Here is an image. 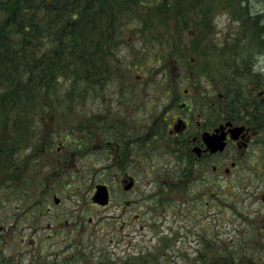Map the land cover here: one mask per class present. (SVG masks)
Returning <instances> with one entry per match:
<instances>
[{
	"label": "rangeland",
	"instance_id": "1",
	"mask_svg": "<svg viewBox=\"0 0 264 264\" xmlns=\"http://www.w3.org/2000/svg\"><path fill=\"white\" fill-rule=\"evenodd\" d=\"M192 1L189 0L190 3ZM211 1L202 0L203 3ZM215 1L219 6L215 8L210 22L202 18L199 25L189 20L185 29L172 22L166 30L164 25L157 23L158 31H166L171 36V43H160L157 51L152 53L159 54L162 61L148 77L145 72L137 75L138 70L116 61L112 84L90 94L77 109L69 110L62 125L57 121L46 122L42 132L32 126L31 140L27 144L22 140L21 148L15 154L25 165L21 173L31 175L30 180L27 184H16L17 192L12 193L10 198H0V224L8 220L14 222L10 230H4L3 241L8 243L5 249L8 253L13 252L14 242L20 240L15 244L19 250L15 251L25 262L35 254H42L43 263L51 259L61 260L59 264H83L104 253L112 259L123 258L157 246L163 247L158 257L164 262L154 263L152 259L149 264H173L171 248L175 246L189 249L182 255L189 260L183 263L180 259L179 264H211L214 257L222 256L216 248L213 247L208 254H200L207 255L209 261L198 257L194 249L206 245L199 243L196 232L208 231L203 225L210 224L215 218L223 219L221 228L213 226L221 242L228 243L236 237L243 241L251 239L234 234L244 222L241 216H237L232 209L223 215L217 207L210 208V205L215 201H234L238 207L254 210L258 203L264 201V165H258L256 173L253 166L255 158L262 161L260 147L253 145L258 133L255 126L248 131L252 149L246 153V158L238 155L242 149L236 145L216 157L217 170L211 171L210 181L204 183L208 191L204 197L208 202L204 213L194 211L196 204L204 200L202 197L194 200L202 190L195 192L192 187L182 186L171 189L167 183L172 182L169 179L172 163L169 153L163 151L162 141L152 146V140L147 142V162L140 164L139 172L136 169L133 172L137 185L132 191L125 192L115 178L128 166L127 158L120 160L123 158L121 152L134 156L128 138L123 140V144L119 143L120 134L126 132L130 123L127 120L130 110L124 103L131 102L130 109L143 107L135 112L138 128L145 120L147 123L153 120L159 123L168 100L178 96L180 100L189 101L192 94L201 95L203 102L212 105L226 100L235 108L236 103L227 100L226 82L221 80L225 75L222 72L224 69L218 71L215 66L226 55H232V43L243 44L241 53H237L236 57L255 55V62L249 65L253 70L251 80L242 89L249 94L247 108H251L252 101L257 99L260 103L264 102V94L258 95L264 91V0H214L213 3ZM194 10L192 6L187 11L190 15ZM141 29L131 31V39L118 49V60L127 55L133 56V61L143 59L142 52L136 54L144 34ZM237 33L241 38L234 39ZM156 44L148 42L146 51H151ZM210 64L212 68L208 67ZM135 82L138 85H132ZM253 83L256 90H253ZM188 88L190 90L185 93ZM163 90L171 91V95H165ZM106 91L109 92L105 95ZM157 92L162 96L160 100L156 98ZM260 111L264 113V109ZM113 112L121 127L109 143L106 133L109 132L107 127L111 124ZM195 117H198L197 113ZM238 122L242 123V120ZM67 126H74L69 140L64 135ZM37 134L39 139L34 140ZM115 143L120 148L111 147ZM135 146H140V143ZM253 149L257 153H251ZM237 157L239 159H235ZM235 160L237 163L232 166ZM226 167L230 168V172L225 171ZM99 182L110 184L112 190L110 202L104 206L92 200L95 185ZM23 187L29 190V195L23 196ZM210 187L212 190L207 189ZM55 197L60 199L59 202H55ZM3 201L9 205L7 210L1 206ZM247 213L250 214V222L256 224L254 214ZM242 214L246 216V212ZM260 226H264V217ZM241 230L248 235L252 228L244 222ZM261 230L260 235L254 238L257 244L260 241L264 243V228ZM241 255L245 264H264V254L243 252Z\"/></svg>",
	"mask_w": 264,
	"mask_h": 264
},
{
	"label": "trees",
	"instance_id": "2",
	"mask_svg": "<svg viewBox=\"0 0 264 264\" xmlns=\"http://www.w3.org/2000/svg\"><path fill=\"white\" fill-rule=\"evenodd\" d=\"M213 1L209 5L202 0H0V198H10L17 192L16 184L30 180L31 175L21 173L25 165L15 154L22 140L25 144L31 140L33 125L41 132L46 122L62 125L69 110L77 109L90 94L112 84L116 61L127 63L138 70L137 75L145 72L148 77L162 61L159 54L152 53L160 43H171V36L158 31L157 23L166 30L172 22L184 29L191 20L199 25L202 18L210 22L219 6ZM192 6L195 10L189 15L187 10ZM139 27L144 34L136 54L142 52L143 59L133 61V56L127 55L118 60V49ZM233 38H241L240 33ZM148 42H157L151 51H146ZM232 46V55H226L215 66L218 71L224 69L221 80L226 82L227 100L236 103V107L247 108L249 94L242 89L251 80L253 70L249 65L255 62V55L236 57L243 44L235 42ZM252 102L260 104L258 99ZM73 130L74 126H67L66 140ZM260 164L264 165V161L255 158L253 166ZM21 191L23 196L29 195L26 187ZM2 203L7 210L9 205ZM13 225L10 220L0 224V264H59L61 260L51 259L43 263L42 254L25 262L15 251L19 250L15 244L20 240L8 253L4 230ZM160 251L156 246L135 256L113 259L104 253L83 264H149L152 259L160 263ZM235 263L238 262L233 258L226 260V264Z\"/></svg>",
	"mask_w": 264,
	"mask_h": 264
},
{
	"label": "flooded vegetation",
	"instance_id": "3",
	"mask_svg": "<svg viewBox=\"0 0 264 264\" xmlns=\"http://www.w3.org/2000/svg\"><path fill=\"white\" fill-rule=\"evenodd\" d=\"M189 90V88L186 89L185 93H188ZM162 93L165 95H171V91L169 90H163ZM263 94V90L258 93L259 96H263ZM156 96L159 100L162 98L158 92ZM192 96V99L189 101L180 100V96L169 99L164 106L165 112L163 119L159 123L157 120H153V122L148 123L145 120V123H141L142 125L139 128L136 125L138 117H136L135 112L143 107H134L133 109H130L132 103H124L126 105L125 107L130 110L127 119L130 123L126 128L127 133L122 132L120 134L119 143L123 144V142H125L123 140L128 138L134 156L131 157L130 154L121 152L123 158H120V160L127 158L126 162L128 163V166H125L124 172L121 173L119 177L117 176L115 178L118 180V184L122 185V189L125 192L132 191L137 185V178L133 175L135 174L133 172H135V169L139 172L140 164L143 163V165H145L147 162L149 154L146 148L147 142L152 140V146L155 145V142L162 141L163 151L165 153H169L172 163L169 177L172 182L167 183L170 184L171 189L173 187L177 188L178 186H182L185 188L192 187L195 192H197L198 189L202 190L198 192L199 197L194 200L201 197L204 200L200 204H196L194 211L197 213H204L208 204V202H205L206 200L204 198L208 195V191H206L204 183L206 180L210 181V172L217 170L218 165L215 163L217 160L216 157L231 150V147L236 145L237 148L242 149L241 153L238 155L242 156V158H246V153L251 148L249 145L251 140L248 138V131L252 128V126L258 128V133L255 136L256 141L252 144L256 147L257 145L260 147L261 159L264 161V113H261L260 111L264 109V102L262 101L260 104L253 102L251 108H243L242 105H239L240 107H236L235 104V108H233L226 100L215 102V104L212 105L203 102V97L201 95L192 94ZM154 107L157 108L158 106ZM195 113H197L198 117H195ZM239 120H242V123H239ZM254 121L258 122V124L256 123L253 125L252 123ZM134 126V131L131 132V128ZM120 127L121 125L119 120L114 119L113 112L111 116V124L107 127L109 132L106 133L109 143L112 139H114L115 132H120ZM235 127H242V130L236 137H234L232 133V130ZM207 133H225L226 144L224 148L222 150L218 149L216 151H211L204 139V135ZM138 143H140V146H135V144ZM111 147L120 148L117 143L113 144ZM255 150L256 149H253L251 153H257ZM235 159H239V157ZM236 163L237 161L235 160L231 163V165L235 166ZM257 168L258 167L255 166V173ZM225 171L230 172V168L226 167ZM99 183H105L107 185L111 198L112 190L110 184L106 182ZM207 189L212 190L211 187ZM59 200L60 199L58 197H55L56 203L59 202ZM212 204L213 205H210V208L217 207L218 211H221L223 215L228 209H232L237 216L239 215L242 217L244 222H248L252 228V231H250L248 235L243 233L241 230V226L244 222L239 225L237 229H235L234 234L235 236L251 237V239L243 241L242 239H236V237L228 243L221 242L218 240L219 234L214 232L213 226L221 228L223 219L215 218L210 224L206 223L203 225V228H208V231L204 230L196 232L198 234L197 239L199 238V243L201 242L203 245L206 244L204 246H197V249H194L196 250L198 257L209 261V257L207 255L201 256L200 254H208L213 247L216 248L222 256L214 257L211 264H226V260L228 258H233V260L235 259L236 262H238L235 264H245L243 263L244 256L241 255L243 252L246 254H264V243L260 241V243L257 244V240H254L255 237L260 235V232L262 231L261 229L264 228V226H260V221L264 217V201L260 204L258 203L257 208L254 210L247 207H238L239 205L234 203V201H215V203ZM242 212H246L245 217ZM247 212L254 214L256 224L250 222V214ZM174 247L175 246H172L171 248L173 249L172 253L174 254L172 256L173 264H179L180 259H182L184 263L189 257L182 255L189 249ZM160 248L162 249L163 247Z\"/></svg>",
	"mask_w": 264,
	"mask_h": 264
},
{
	"label": "water",
	"instance_id": "4",
	"mask_svg": "<svg viewBox=\"0 0 264 264\" xmlns=\"http://www.w3.org/2000/svg\"><path fill=\"white\" fill-rule=\"evenodd\" d=\"M242 130V127H235L232 130L233 136L236 137L240 131ZM204 139L207 143L208 148H210L211 151H216L218 149L222 150L226 144L225 141V133L218 134H205ZM93 200L104 205L109 200V192L108 188L104 184H99L96 186V192L93 196Z\"/></svg>",
	"mask_w": 264,
	"mask_h": 264
}]
</instances>
